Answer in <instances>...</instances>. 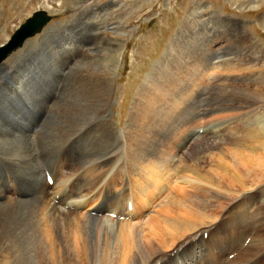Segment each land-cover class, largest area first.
<instances>
[{
  "label": "bare ground",
  "instance_id": "bare-ground-1",
  "mask_svg": "<svg viewBox=\"0 0 264 264\" xmlns=\"http://www.w3.org/2000/svg\"><path fill=\"white\" fill-rule=\"evenodd\" d=\"M98 35L110 46L112 39ZM120 59L121 53L100 67L103 76L93 82L95 91L81 97L84 107L78 111L76 128L85 122H94V128L85 130L89 133L84 137L81 132L68 136L72 130L56 134L58 139L67 136L68 145L82 138L95 140L97 135L108 142L107 154L93 163L85 182L74 163L65 160L58 167L46 166L42 175L38 172L35 158H48L42 136L51 140L55 135L47 124L41 129L26 121L16 136L0 123L1 165L14 169L28 190L38 187L34 201L24 202L31 196L11 179L8 186L0 181L2 227L10 234L20 228L12 238L20 239L18 251L11 246L10 255H4L0 264H264L262 131L257 134L249 123L228 125L232 138L224 145L230 159L222 146L212 153L210 137H199L204 134L200 114H207L202 110L205 90L228 88L224 76L251 75L258 71V62H158L137 86L126 125L118 131L108 109L115 99L113 84ZM260 76L257 79L264 84ZM13 113L4 123L14 120ZM205 125L206 135H211V127ZM220 126L216 125L217 133ZM110 165L111 175L103 185ZM47 174L52 178L50 186ZM9 218L19 222V228L5 222ZM229 225L242 235L237 243L230 238L227 245L220 237Z\"/></svg>",
  "mask_w": 264,
  "mask_h": 264
},
{
  "label": "rangeland",
  "instance_id": "rangeland-1",
  "mask_svg": "<svg viewBox=\"0 0 264 264\" xmlns=\"http://www.w3.org/2000/svg\"><path fill=\"white\" fill-rule=\"evenodd\" d=\"M38 10L48 13L47 26L44 25L38 35L28 38L26 46L9 54L2 64L0 123L9 133L15 135L16 132V136L27 122L36 123L41 129L48 125L50 133L55 135L51 140L42 136L48 158H35V166L41 175L46 166L58 167L65 160L73 162L85 177L93 163L103 160L107 154L108 142L98 135L95 140L82 138V141L77 139L68 145L64 141L67 136L58 139L56 134L62 136L72 130L75 132L68 136L81 132L84 137L89 133L85 130L94 128V122H85L87 125L84 123L76 128L78 111L84 107L81 97L95 91L93 82L103 76L100 67L112 62L119 53L120 66L113 84L115 99L108 109L116 130L125 127L137 88L158 62L203 59L213 64L215 60L235 62L240 59L258 62V71L251 75L243 72L228 74L224 76L229 79L225 81L228 88L205 90L208 96H204L206 106L202 110L210 112L205 116L200 114L204 134L199 137H210L215 149L212 153L217 154L216 146H222L230 159L232 155L224 145L232 138L228 125L240 127L249 123L252 124L251 130L262 131L264 135V101H257V98H264V84L257 79V75L264 78V0H0V46ZM98 34L112 39L111 47L102 43L103 38L100 39ZM104 49L114 50L107 53ZM250 76L255 78L249 79ZM8 111H14L15 118L4 123L10 115ZM205 124L211 127L209 136ZM216 125H221L218 133ZM31 135L36 146V138L33 133ZM195 139L198 144L199 138ZM111 167L106 168L105 176L103 174V185L111 175ZM14 174V169L10 171L0 163V181L8 186L11 179L16 188L31 196L24 198V202L34 201L38 187L28 190L22 179ZM84 177L82 181H86ZM261 201L264 202V198ZM4 220L5 216L0 215V260L4 255H10L11 246L18 251L20 244V239H12L20 229L19 222L12 218L5 221L16 223L19 228L10 234L2 227ZM241 235L235 234L229 225L224 227L220 239L228 245L230 238L237 243Z\"/></svg>",
  "mask_w": 264,
  "mask_h": 264
},
{
  "label": "water",
  "instance_id": "water-1",
  "mask_svg": "<svg viewBox=\"0 0 264 264\" xmlns=\"http://www.w3.org/2000/svg\"><path fill=\"white\" fill-rule=\"evenodd\" d=\"M48 19L49 17L43 11L33 12L31 17L25 20L10 38L0 46V65L3 64L10 53L19 49L27 38L39 33L41 28L48 22Z\"/></svg>",
  "mask_w": 264,
  "mask_h": 264
}]
</instances>
